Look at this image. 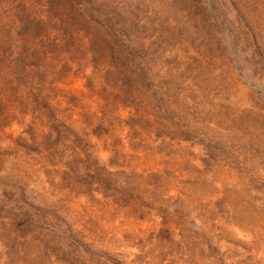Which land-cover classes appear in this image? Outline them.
Masks as SVG:
<instances>
[{"label":"rangeland","instance_id":"1","mask_svg":"<svg viewBox=\"0 0 264 264\" xmlns=\"http://www.w3.org/2000/svg\"><path fill=\"white\" fill-rule=\"evenodd\" d=\"M0 264H264V0H0Z\"/></svg>","mask_w":264,"mask_h":264}]
</instances>
